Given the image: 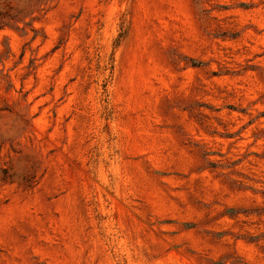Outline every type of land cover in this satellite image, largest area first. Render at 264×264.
<instances>
[{
	"label": "rangeland",
	"instance_id": "obj_1",
	"mask_svg": "<svg viewBox=\"0 0 264 264\" xmlns=\"http://www.w3.org/2000/svg\"><path fill=\"white\" fill-rule=\"evenodd\" d=\"M0 264H264V0H0Z\"/></svg>",
	"mask_w": 264,
	"mask_h": 264
}]
</instances>
